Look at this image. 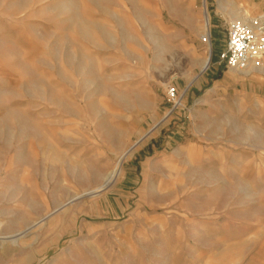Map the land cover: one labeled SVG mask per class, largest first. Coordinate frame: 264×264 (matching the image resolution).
<instances>
[{
	"label": "rangeland",
	"instance_id": "obj_1",
	"mask_svg": "<svg viewBox=\"0 0 264 264\" xmlns=\"http://www.w3.org/2000/svg\"><path fill=\"white\" fill-rule=\"evenodd\" d=\"M261 11L0 0V264H264V73L218 63Z\"/></svg>",
	"mask_w": 264,
	"mask_h": 264
},
{
	"label": "built area",
	"instance_id": "obj_2",
	"mask_svg": "<svg viewBox=\"0 0 264 264\" xmlns=\"http://www.w3.org/2000/svg\"><path fill=\"white\" fill-rule=\"evenodd\" d=\"M210 42L209 35L202 38ZM264 59V11L255 16L243 15L230 20L227 25L223 49L218 53V63L227 70L243 72L262 67ZM167 98L177 104L174 88L167 89Z\"/></svg>",
	"mask_w": 264,
	"mask_h": 264
},
{
	"label": "bare ground",
	"instance_id": "obj_3",
	"mask_svg": "<svg viewBox=\"0 0 264 264\" xmlns=\"http://www.w3.org/2000/svg\"><path fill=\"white\" fill-rule=\"evenodd\" d=\"M207 27H208V19L206 18V23L204 25V29H205L204 36H208ZM206 44H208V43H206ZM208 63H209V57H208V60L207 59L204 60L202 67L205 69L207 67ZM117 173H118V168L116 167L112 172H110V174L108 176H106L104 183L101 187L108 185L114 179V177L117 176Z\"/></svg>",
	"mask_w": 264,
	"mask_h": 264
},
{
	"label": "crops",
	"instance_id": "obj_4",
	"mask_svg": "<svg viewBox=\"0 0 264 264\" xmlns=\"http://www.w3.org/2000/svg\"><path fill=\"white\" fill-rule=\"evenodd\" d=\"M204 15L206 16V13H205V12H204ZM205 16H204V17H205ZM237 18H239L238 15H237L236 18H234V19H237ZM204 25H205V20H204V22H203V27H202V29H203V33L205 32ZM201 71H202V69H201ZM253 72H254V73H257V74H258V73H264V65H262V67L259 68V69H257V70H251V69H248L247 71L238 72L239 74H237V75H238V76H247V77H248V76H251V74H252ZM238 79H241V77H238ZM222 81H223V80H222ZM222 81H221V82H222ZM222 83H224V81H223ZM224 84H226V83H224ZM120 158H121V157H120ZM120 158L117 160V163H118L119 165H120V162H119ZM117 163H116V164H117ZM112 170H113V169H112ZM112 170H111V171H112ZM111 171H110V172H111ZM110 172H109L106 176H108V175L110 174ZM118 173H119V171H118ZM118 173H117V174H118ZM106 176H105V178H106ZM105 178H104V180H105ZM104 180H103V183H104ZM102 185H103V184H102ZM102 185H101V186H102ZM101 186H100V187H101ZM91 193H92V192H91Z\"/></svg>",
	"mask_w": 264,
	"mask_h": 264
},
{
	"label": "water",
	"instance_id": "obj_5",
	"mask_svg": "<svg viewBox=\"0 0 264 264\" xmlns=\"http://www.w3.org/2000/svg\"><path fill=\"white\" fill-rule=\"evenodd\" d=\"M201 72H203V71H201ZM136 145V144H135ZM129 151V150H128ZM128 151L127 152H125L122 156H121V158H120V160H119V162L122 160V158L123 157H125V155L128 153ZM88 194H90V193H87V194H84V195H88Z\"/></svg>",
	"mask_w": 264,
	"mask_h": 264
}]
</instances>
